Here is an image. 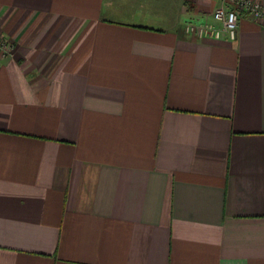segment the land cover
Masks as SVG:
<instances>
[{
    "label": "crops",
    "instance_id": "crops-1",
    "mask_svg": "<svg viewBox=\"0 0 264 264\" xmlns=\"http://www.w3.org/2000/svg\"><path fill=\"white\" fill-rule=\"evenodd\" d=\"M217 6L0 0V264H264V24Z\"/></svg>",
    "mask_w": 264,
    "mask_h": 264
},
{
    "label": "built area",
    "instance_id": "built-area-1",
    "mask_svg": "<svg viewBox=\"0 0 264 264\" xmlns=\"http://www.w3.org/2000/svg\"><path fill=\"white\" fill-rule=\"evenodd\" d=\"M218 6L213 10L212 19L219 23L221 29L215 30L208 24L187 25L188 33H196L199 37L210 34L219 37L224 32L233 40L239 19L243 15L256 23L264 24V1L261 0H217ZM9 50L8 45L0 39V54H5Z\"/></svg>",
    "mask_w": 264,
    "mask_h": 264
}]
</instances>
